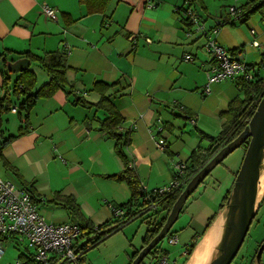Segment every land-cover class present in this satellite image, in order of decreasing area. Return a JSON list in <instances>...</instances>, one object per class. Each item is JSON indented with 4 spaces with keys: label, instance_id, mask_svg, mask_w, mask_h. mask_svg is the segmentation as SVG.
<instances>
[{
    "label": "crops",
    "instance_id": "obj_1",
    "mask_svg": "<svg viewBox=\"0 0 264 264\" xmlns=\"http://www.w3.org/2000/svg\"><path fill=\"white\" fill-rule=\"evenodd\" d=\"M185 1L109 0L104 12L87 13L78 0H0V87L1 57L15 63L25 58L24 52L42 55L62 50L64 43L70 49L66 57L69 67L66 86L49 98L39 99L28 112L26 121L24 112L20 116L19 108L12 111L22 97L12 95L11 89H8L9 106L2 105L0 109L2 137L15 135L27 123L26 132L2 149L3 158L21 178L1 161L0 177L21 187L20 179L32 183L46 221L72 222L61 204L46 202L55 193L73 196L84 218L94 226L110 220L113 207L130 197L125 182L103 177L122 171L124 163L114 151L115 140L100 129L106 113L95 108L100 98L92 89L95 81L119 82L107 94L123 117L121 131L130 133V143L124 148L129 165L147 190L166 185L171 180L173 163L186 162L193 150L207 147L209 141L203 134L217 135L223 122L221 113L232 100L242 97L237 78L213 83L210 93L202 95L209 62L198 38L185 36L188 25L181 16ZM188 1L206 27L217 28V42L227 49L241 48L240 57L247 64L260 61L264 53V6L246 22L231 25L221 23L227 17L225 0ZM43 4L56 10L55 19L41 12ZM253 41L259 46H254ZM186 54L193 59L185 61ZM248 56L255 59H247ZM28 69L35 75L33 91L48 82L47 72L38 63L30 61ZM17 73L10 72L9 86ZM68 89L72 92L68 93ZM4 91L0 88V99ZM183 109L189 110L190 115ZM157 138L164 139L163 148L157 146ZM243 155L244 150L236 170L231 173V168L222 163L210 172L208 180L214 179L212 185L217 184L211 191L213 194L209 195L210 186L204 183L205 179L199 195L192 198V193L189 197L193 206L204 205L202 199L207 196L211 213L207 219L218 211L222 198L231 189ZM217 168L219 173H214ZM223 169L231 174L224 193L218 182ZM259 213L257 246L264 240V200L260 201L256 215ZM189 230L188 237L193 227ZM144 235L145 232L138 244L131 243L130 252L125 250L123 263L129 264L134 250L141 247ZM0 242L5 250L0 264H13L22 251L12 238ZM183 245L185 248L187 243ZM165 250L174 263L183 253V250ZM143 264H154V261L146 258Z\"/></svg>",
    "mask_w": 264,
    "mask_h": 264
},
{
    "label": "trees",
    "instance_id": "obj_2",
    "mask_svg": "<svg viewBox=\"0 0 264 264\" xmlns=\"http://www.w3.org/2000/svg\"><path fill=\"white\" fill-rule=\"evenodd\" d=\"M78 1L85 6L87 13L104 12L109 2V0ZM263 6L264 2H258L256 0H246L242 5H240L241 15L237 18V20H229L228 17H226L221 23L231 25H234L236 23H244L250 15L260 10ZM182 19L185 24L188 25L183 16ZM230 50L232 53L237 52V49ZM23 55L28 60L38 63L39 66L45 72H47L49 80L37 91H33L35 84V75L27 68L18 72L17 77L9 86L10 71L6 68V59L4 57H1V65H3V67H1L3 81L2 87L0 88L6 89V91H4V95L0 99V109L2 105H5V108L9 106L10 98L8 89H11L12 95L18 98L22 97V100L19 102L18 106L13 107H16V111L19 108L20 116L21 112H24L26 121L28 112L39 99L49 98L59 89H63L66 86V71L69 67L66 62L67 54L64 50L48 51L43 53L42 55H34L30 52H24ZM247 66L248 71L252 72V78H237V85L242 92V97H237L232 100L228 104L227 110L221 113L220 116L221 118H223V122L220 131L215 136L203 134V136L206 137L209 141L208 146L205 148L198 147L191 152L188 161L184 162L186 168L184 174L180 177L181 185L177 189L163 194L158 193L159 188L150 190L143 188L140 184L135 170L132 169L129 165V159L124 152V148L130 143V133L128 131H121L120 126L123 122V117L117 105L111 99L110 95L107 94L108 90L117 86L119 82L115 81L108 83L104 81H95L93 83L92 89L98 92V94L100 95L95 108L103 110L106 113V118L103 119L100 123V129L104 131L109 138L115 140L114 151L124 163V169L122 171L118 173L106 174L103 175V177L117 182H125L130 189V197L127 201L113 207V215L110 220L97 226H94L91 221L84 218L80 211L79 205L71 195H61L59 193H55L52 198L46 201L48 203L61 204L64 208H66L72 219V223L76 224L80 228L81 236L84 238L83 241L88 239V241L83 245L80 244L82 254L88 248L97 245L107 236L121 229L123 225L130 220L139 218L146 225V230L141 247L134 250L133 254L131 255L129 261L130 264L138 254L139 250L144 247L158 233L163 223L165 222V219L170 212L172 205L176 201L185 184L197 172V170L201 168L216 153L217 150L233 140L243 130V128L253 115L260 99L264 96V75L262 73V69L264 68V53L261 56L259 62L247 64ZM70 92L72 91L68 89V93ZM183 111L189 115L191 113L187 109H183ZM26 130L27 123L25 122L24 126L20 127L15 135L2 137L0 121V137L2 138V142L0 143V161L16 176H19L17 170L3 158L2 149L8 142L16 138L17 136H20L21 134L26 132ZM247 144L248 141H245L240 147H242L245 151ZM236 173L234 174V178L236 176ZM20 180L22 188L26 190L31 195V198L37 203V197L35 190L32 188V183L29 184L23 179ZM230 190L231 189H229L225 193L218 211L208 219L203 231L196 238L192 237L190 243L185 246L184 253L182 254V261L178 264H184L191 256L198 240L205 234L215 217L223 208ZM263 200L264 196L261 201ZM184 207L185 204L183 205L180 213H182ZM114 209L122 210V215H115ZM173 233L175 232L171 229L166 236ZM164 240L165 239H163L158 245H156L145 257V259L150 258L154 261L155 264V259L158 253L163 252L167 254V251L163 246ZM259 245L257 246V248L259 247ZM18 258H23L25 262L32 263L31 260H28L29 256L27 255L26 248L25 251H22L20 253Z\"/></svg>",
    "mask_w": 264,
    "mask_h": 264
},
{
    "label": "built area",
    "instance_id": "obj_3",
    "mask_svg": "<svg viewBox=\"0 0 264 264\" xmlns=\"http://www.w3.org/2000/svg\"><path fill=\"white\" fill-rule=\"evenodd\" d=\"M233 1L234 4L229 5L227 9L229 20H237L241 15L240 5L246 0ZM256 1L264 2V0ZM41 12L48 18H56V10L47 4L41 6ZM181 15L188 23L185 36L190 37L195 33L204 38L203 49L211 57L209 69L206 72V82L201 90L202 95L210 93L213 83L228 78H252V72L248 71L246 62L240 57L241 48H238L236 53H232L230 49L217 42L215 38L217 28L207 29L188 0L185 1ZM252 44L259 46L257 41H253ZM62 50L66 54L70 51L65 43ZM192 59L190 54L184 56L185 61ZM12 111L16 112V107H12ZM157 128L159 131L162 130V126ZM164 143L163 138L156 139L159 148H163ZM185 168L184 162L173 163L171 180L166 185L158 187V193L163 194L177 189L181 185L180 177L184 174ZM122 213V210L114 209L115 215L121 216ZM4 238H12L17 245L24 243L29 256L28 260L32 261V263H27L25 260L17 258L15 264H66L80 261L82 257L80 244L84 238L76 224L72 222L54 224L46 221L38 204L26 190L12 180L0 177V240ZM164 239L169 245H175L178 242L176 233L170 234ZM4 252V247L0 242V259ZM155 264L175 263L167 254L160 252L157 254Z\"/></svg>",
    "mask_w": 264,
    "mask_h": 264
},
{
    "label": "water",
    "instance_id": "obj_4",
    "mask_svg": "<svg viewBox=\"0 0 264 264\" xmlns=\"http://www.w3.org/2000/svg\"><path fill=\"white\" fill-rule=\"evenodd\" d=\"M29 65L30 60L21 58L15 63L7 62V69L10 72L16 73L27 69ZM245 141H248V144L227 200L205 232V234L208 232L219 216L224 215L222 234L218 243L213 248L210 259L205 264L232 263L248 233L250 225L258 211L260 201L264 196L263 189L258 199L260 173L264 169V96L260 99L253 115L243 130L233 140L217 150L185 184L158 233L139 250L130 264L144 263L145 257L149 252L169 233L188 197L218 164ZM87 241L88 239L84 240L81 245ZM263 251L264 240L261 241L257 248L253 257V264L262 263L261 257Z\"/></svg>",
    "mask_w": 264,
    "mask_h": 264
},
{
    "label": "rangeland",
    "instance_id": "obj_5",
    "mask_svg": "<svg viewBox=\"0 0 264 264\" xmlns=\"http://www.w3.org/2000/svg\"><path fill=\"white\" fill-rule=\"evenodd\" d=\"M230 3H227V2ZM223 4H225V13L227 15V9L229 7V5L234 4L233 0H225L223 2ZM207 29H209L208 27H206ZM192 36L198 38L197 40L200 42V48L202 49V51L205 52V54L207 55V61L209 62V59L211 58L210 55L203 49V43H204V38H201L199 36H197V34H193ZM193 38V37H192ZM191 38V39H192ZM252 58L253 60L255 59V56H248L247 59ZM210 64V62H209ZM243 151L242 147H238L237 149H235L232 153H230L221 163L225 166H229L231 168V171L236 170V166L239 162V158L241 157V153ZM221 165V164H220ZM219 167V166H218ZM228 167V168H229ZM218 170H216L214 173H219V168H217ZM229 173V171H226L225 169H223V171H221V174L218 176L219 180L218 182H221V190L224 193L226 191V188L229 187V183H230V179H231V174ZM209 177L211 176H207L204 180V183L209 184V195L213 194V189H214V185L217 184H213V182H215V180H211L209 181ZM213 186V187H212ZM204 187V184H200L199 188L195 189L192 195V198L199 195L200 191H202ZM212 189V190H210ZM222 193V194H223ZM207 197V196H206ZM204 197L202 199V201L205 202L204 205H199L198 203L194 204L193 206H191V202L192 199L189 198V200H187L186 202V206L185 209L182 211V213H180L179 218L176 220V222L173 224L172 226V230H176L177 231V235L178 238L180 237V239L178 240V242L175 245H169L167 243V241L163 242V246L165 248H168L170 251L173 250H183L184 251V245L183 242H186L187 244L190 243L191 241V236L195 237L198 236L203 229L205 228V225L207 223V218L208 216H210L211 213L208 212V210L210 209V201ZM191 206L187 212L186 209L188 206ZM208 206V207H207ZM261 213L257 214L251 225L250 228L248 230V233L236 255V257L234 258V260L232 261L231 264H253V257L257 251V242H255L256 240H260L259 239V234L257 232V220L259 219ZM192 219V221H191ZM191 221V223L189 224V222ZM189 227H193V231H191V234L188 237V233H190ZM146 230V225L138 218V219H134L132 221H129L128 223L124 224L123 227L119 230H117L116 232H114L113 234L107 236L104 240H102L101 242H99L97 245L90 247L86 252V259L83 260V258L80 261L77 262H69L66 264H125L123 263L124 261V257H125V250L129 251V249H131L130 245L131 243L133 245L138 244L141 236L143 234V232H145ZM201 239V238H200ZM18 250L21 251H25V244H19L18 245ZM18 250L15 248L16 253L18 252ZM30 252H32V250H30ZM175 255V254H173ZM172 255V256H173ZM182 256L183 255H179L177 256V264L180 263L182 261ZM21 260H23V258H21ZM261 260L264 261V251L262 253V257ZM16 263V260L13 262V264Z\"/></svg>",
    "mask_w": 264,
    "mask_h": 264
},
{
    "label": "bare ground",
    "instance_id": "obj_6",
    "mask_svg": "<svg viewBox=\"0 0 264 264\" xmlns=\"http://www.w3.org/2000/svg\"><path fill=\"white\" fill-rule=\"evenodd\" d=\"M258 199L264 189V169L261 170L259 180ZM224 215L217 218L208 232L198 241L191 257L185 264H205L210 259L214 246L218 243L222 234Z\"/></svg>",
    "mask_w": 264,
    "mask_h": 264
}]
</instances>
